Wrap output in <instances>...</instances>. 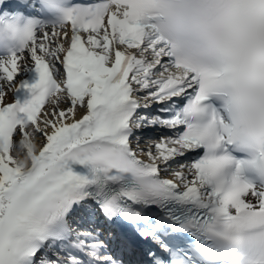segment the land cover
Returning a JSON list of instances; mask_svg holds the SVG:
<instances>
[{
	"label": "snow or ice",
	"instance_id": "1",
	"mask_svg": "<svg viewBox=\"0 0 264 264\" xmlns=\"http://www.w3.org/2000/svg\"><path fill=\"white\" fill-rule=\"evenodd\" d=\"M83 210L127 226L119 253ZM133 241L135 264H264V0H0V264Z\"/></svg>",
	"mask_w": 264,
	"mask_h": 264
},
{
	"label": "bare ground",
	"instance_id": "2",
	"mask_svg": "<svg viewBox=\"0 0 264 264\" xmlns=\"http://www.w3.org/2000/svg\"><path fill=\"white\" fill-rule=\"evenodd\" d=\"M19 79V78H18ZM7 102H12V95L11 94H9V96H8V98H7ZM62 107H63V105H62ZM82 111V110H81ZM78 115H79V112H78ZM141 130H144V129H141ZM138 137H140V144H139V146L141 147V148H147L148 146H149V144H151L152 143V141H145L144 142V139H143V137L141 136V135H139ZM40 143H42L43 141L41 140V141H39ZM148 143V144H147ZM133 145H134V147L136 146V141L135 140H133ZM143 158V157H142ZM174 167H175V165H174Z\"/></svg>",
	"mask_w": 264,
	"mask_h": 264
}]
</instances>
